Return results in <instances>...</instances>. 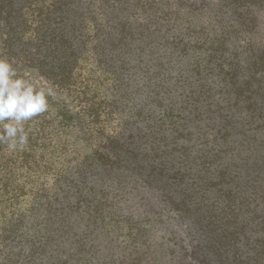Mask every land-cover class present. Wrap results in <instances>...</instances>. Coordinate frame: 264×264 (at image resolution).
Masks as SVG:
<instances>
[{
  "label": "trees",
  "instance_id": "1",
  "mask_svg": "<svg viewBox=\"0 0 264 264\" xmlns=\"http://www.w3.org/2000/svg\"><path fill=\"white\" fill-rule=\"evenodd\" d=\"M263 1L233 0L235 9L248 3L233 18L238 43L173 42L195 52L182 70L187 88L164 110L169 132L160 121L124 137L123 128L106 134L99 118L111 106H100L132 86L135 60L152 63L146 53L171 15L151 20L121 0H0V59L54 92L48 111L25 124L23 150L0 144V264H82L84 199L94 213L113 209L106 190L130 178L160 189L199 234L193 264H264ZM158 64L155 73L138 67L149 86Z\"/></svg>",
  "mask_w": 264,
  "mask_h": 264
},
{
  "label": "rangeland",
  "instance_id": "2",
  "mask_svg": "<svg viewBox=\"0 0 264 264\" xmlns=\"http://www.w3.org/2000/svg\"><path fill=\"white\" fill-rule=\"evenodd\" d=\"M122 1H129L131 7L134 4L139 14L144 17L150 15L151 20L162 12L171 15L162 26L161 33L166 31V34L160 37L156 32L154 47L146 53V57L153 60L154 66L160 64L158 70L160 80L150 81L149 86L148 78L143 72H138L144 69L138 67L145 68L151 73L157 70L151 62L136 66L135 59L138 57L133 52L131 56L135 62L132 63L133 69L131 67L129 71L132 72L134 79L130 81L132 86L122 93L113 94L112 97H104V102L108 105L102 104L100 107L108 111L111 106L112 113L108 117L101 116L99 122L105 124L106 134H112L114 130L123 128L127 131L124 135L126 137L134 132L142 134L149 126L161 121L162 129L167 133L172 125L164 116V110L171 101L176 100L175 94L182 93L181 88H187L182 82L185 76L182 75V70L191 62L195 52L191 47L188 51H181L182 48L175 49L173 42L191 44L198 40L212 39L217 35L220 38L226 37L230 45L238 43L239 39L236 36L239 35L240 27L233 18L248 3L239 7L240 9H235L233 0ZM260 7L264 10V1L259 7L257 6V9ZM178 29L185 35L179 34ZM124 79L127 83L126 78ZM160 85L169 87L170 93L164 99H161V92L154 97V92H158ZM104 88L110 94L107 86ZM166 97L168 99H165ZM124 98L129 99L130 102L127 103ZM158 102L163 106H159ZM145 141L146 139H142L141 144ZM178 149L179 146L175 148ZM88 151L84 150V152ZM128 182L129 184L123 188L106 190L111 198L116 194L113 209L105 208L99 213H94L92 198L84 199L79 211L78 231L82 244L79 257L84 260L82 264L194 262L192 258L198 256L196 245L199 242V234L191 228L188 220L184 219L181 213L171 210L168 197L164 196L157 187H148L139 178H130Z\"/></svg>",
  "mask_w": 264,
  "mask_h": 264
},
{
  "label": "clouds",
  "instance_id": "3",
  "mask_svg": "<svg viewBox=\"0 0 264 264\" xmlns=\"http://www.w3.org/2000/svg\"><path fill=\"white\" fill-rule=\"evenodd\" d=\"M49 88H38L18 75L10 62L0 59V144L9 151L23 150L28 143L25 124L49 109Z\"/></svg>",
  "mask_w": 264,
  "mask_h": 264
}]
</instances>
